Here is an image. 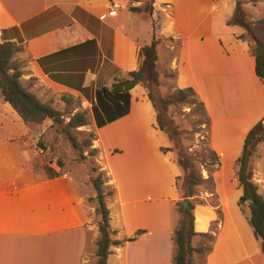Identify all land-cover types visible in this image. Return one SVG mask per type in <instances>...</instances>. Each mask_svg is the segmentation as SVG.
<instances>
[{"label":"crops","instance_id":"obj_1","mask_svg":"<svg viewBox=\"0 0 264 264\" xmlns=\"http://www.w3.org/2000/svg\"><path fill=\"white\" fill-rule=\"evenodd\" d=\"M167 1L164 16L130 9L142 7L144 0H0V41L17 47L11 63L21 71L22 86L59 110L68 106L71 115L91 107L96 89L138 68L139 47L150 40L152 21L161 16L160 86L170 93L191 87L208 116L213 160L200 169L202 182L194 188L196 234L190 243L203 251L192 253V263L264 264L247 214L237 204L242 190L234 163L248 129L264 116V83L255 73L248 43L236 36L242 27L227 24L235 0H209L206 25L208 12L196 15L203 0ZM112 4L117 7L110 15ZM0 111L6 117V127L0 128V264H95V206L82 212L68 168L44 159L52 151L61 154L64 139L56 135L55 148L43 140L39 150L33 145L35 156L13 170L21 176L15 180L8 156L14 141L26 146L30 129L1 94ZM86 115L88 124L77 129L88 126L93 132L92 147L113 188L106 198L112 239L142 230L135 239L111 244L108 263L174 264L181 169L171 151L161 150L169 143L146 91L139 84L132 87L128 113L101 127L95 126L92 111ZM9 126L17 127L16 133ZM46 164L59 173L48 176ZM252 170L264 198V141L257 146ZM203 183L209 188H200Z\"/></svg>","mask_w":264,"mask_h":264},{"label":"trees","instance_id":"obj_2","mask_svg":"<svg viewBox=\"0 0 264 264\" xmlns=\"http://www.w3.org/2000/svg\"><path fill=\"white\" fill-rule=\"evenodd\" d=\"M258 0H252L257 3ZM241 0H235L234 11L228 19L227 24H237L243 28L242 32L236 34L238 38L245 40L249 45L250 53L254 57V70L259 79L264 83V17L249 19L242 6ZM133 11H144L152 14V6L145 4L142 7H130ZM158 25L152 21L151 37L148 42L140 45L139 65L136 70L126 72L122 77H115L108 86H102L95 90L94 99L91 104V111L96 127H101L108 122L122 117L129 111L130 89L135 85H141L152 103L158 128L166 136L169 145L161 147L163 152L171 151L174 161L181 169V175L176 177V185L180 191V196L188 199L190 206L186 210L182 206V199L175 202L179 213V220L172 230V239L175 243L174 264H193L191 255L194 251H203L201 248L193 247L190 243L192 236L196 234L193 227L192 208L195 200L194 188L202 182L199 172L194 170L192 159L181 150L178 137L180 130L172 123L167 111L172 104L188 103L189 96L198 100L191 87L177 88L170 96L158 94L159 73L156 69L158 60L157 44L159 42ZM13 42L0 41V94L4 101L16 111L24 123H40L45 119H52L57 124L56 130L61 133L70 144L72 150L77 153L79 159L88 156L95 157L98 150L92 147L94 134L92 132L82 139H79L75 129L88 124V118L84 110H78L71 114L66 122H63L62 112L47 103L40 101L36 95L26 89L20 83L21 71L18 66L11 63V58L16 51ZM172 76L173 74H169ZM203 111L205 113L204 107ZM206 115V113H205ZM208 123V116L206 115ZM264 141V116L255 122L247 131L240 154L235 160L234 171L237 183L242 193L237 200V204L242 212L247 214L248 222L253 235L260 243L261 251L264 252V198L258 192V185L252 179V159L256 154L257 146ZM88 148L87 154L84 149ZM90 162V180L95 190V195L90 196V201H96L95 213L98 217L97 226L99 238L96 242L95 264H109L107 261L111 244H122L128 240L135 239L142 230L136 231L134 235L121 239H112L115 233L109 225V209L106 206V198L113 194V188L104 189V170H100L94 163ZM59 166L62 161L57 160ZM48 176H53L59 172L51 167H46Z\"/></svg>","mask_w":264,"mask_h":264},{"label":"rangeland","instance_id":"obj_3","mask_svg":"<svg viewBox=\"0 0 264 264\" xmlns=\"http://www.w3.org/2000/svg\"><path fill=\"white\" fill-rule=\"evenodd\" d=\"M241 6L246 14V16L249 18L250 16H255L257 18H253L251 20H257L264 17V0H258L256 4L252 2V0H241ZM167 0H144L143 6L145 4L151 5L153 8V11H158L161 14H164L166 16V12L164 9H169L167 7ZM189 0H185V4H187ZM209 0H203L202 6L198 8L196 11V15L198 17L202 16L205 11L208 12L209 16L203 17V24L206 25L207 22L211 19V7L208 6ZM250 3V4H249ZM169 4V3H168ZM197 17V18H198ZM161 18V16L159 17ZM159 18L157 20H154L155 23L157 21L159 22ZM250 19V18H249ZM220 25V24H219ZM243 30V28H242ZM151 37V33H150ZM160 54L161 51H159ZM174 92V91H173ZM172 92V93H173ZM172 93L168 91L166 87L158 86V94L161 96H170ZM190 102L188 103H182V104H172L169 106L167 115L170 116V119L172 120V123L174 125H177L180 130V135L178 137L179 144L181 147V150L186 153L191 159H192V165L194 170L196 172H199L202 167H208L209 164H211L213 158L212 153L210 151V147L208 144V126L206 124V115L203 111V107L201 104L198 103V100H196L194 97L189 96ZM91 107L87 108L85 110L86 114L87 112L91 113ZM60 111L62 112V119L63 122H66L70 116V109L68 106L60 107ZM1 113L0 116V128L1 126H5L4 121V112ZM6 118V117H5ZM29 130V135L27 136L26 140V146L22 148L21 144L17 141H14L12 143V148H14L13 151L10 152L8 158H10L11 166L8 165L7 168L11 169L9 171L12 176H16L15 180H21V176L16 173L17 168L26 163L27 157L32 158L35 156V154H32V146L39 150L42 146V140L45 142V145H52L54 148L58 145L57 141L54 139L56 135H60L64 139V141L68 144V141L65 139V137L57 132L56 127L57 124L54 123L52 119H46L40 123H25ZM9 129L11 132H15L18 130L17 127L13 129V127L9 126ZM89 127L87 126V129H75V132L79 139H82L88 135V133L92 132L88 130ZM1 130V129H0ZM8 130V129H7ZM93 133V132H92ZM164 134V133H163ZM62 147V144L59 143L58 148H60L61 154H56L55 151H52V153H49L45 155V160L50 159L54 160L57 164V160L65 161V164L62 163L61 166H58L61 168H68V172L70 177L75 182V194L78 201V207L81 209L82 212L85 214L89 211L90 207L95 206L97 202L96 201H87V197L91 194H95L94 187L90 180V162L94 161L95 165L102 170V166L98 162V153L95 157H91L87 155V158L85 159H79L77 156V153L74 152V155L72 156V148L65 145ZM2 147H0L1 149ZM57 148V147H56ZM88 148L84 149V154H87ZM173 153V152H172ZM46 154V152H45ZM174 157V155H173ZM46 167H49L47 164L44 165V170L46 171ZM105 179V182L103 184L104 189H108V187H111V185L108 182V179L105 176H103ZM201 184V183H200ZM200 188H209L208 183H203L200 185ZM193 198V196H192Z\"/></svg>","mask_w":264,"mask_h":264},{"label":"water","instance_id":"obj_4","mask_svg":"<svg viewBox=\"0 0 264 264\" xmlns=\"http://www.w3.org/2000/svg\"><path fill=\"white\" fill-rule=\"evenodd\" d=\"M182 206L186 210H189L190 209V206H189V203H188V199L187 198H183L182 199Z\"/></svg>","mask_w":264,"mask_h":264},{"label":"built area","instance_id":"obj_5","mask_svg":"<svg viewBox=\"0 0 264 264\" xmlns=\"http://www.w3.org/2000/svg\"><path fill=\"white\" fill-rule=\"evenodd\" d=\"M117 7L116 4H112L111 8L108 11V14L113 15L115 13V8Z\"/></svg>","mask_w":264,"mask_h":264}]
</instances>
